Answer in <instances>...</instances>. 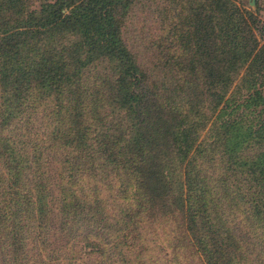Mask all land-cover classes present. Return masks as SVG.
Wrapping results in <instances>:
<instances>
[{
    "label": "trees",
    "instance_id": "1",
    "mask_svg": "<svg viewBox=\"0 0 264 264\" xmlns=\"http://www.w3.org/2000/svg\"><path fill=\"white\" fill-rule=\"evenodd\" d=\"M25 1L0 0L2 263L86 264L99 238L102 258L119 248L125 264L127 255L147 264L145 252L150 264H171L173 235L143 247L149 227L177 209L207 264L248 263L256 247L232 220L246 214L264 243L259 10L238 0H175L182 11L168 32L177 53L167 33L154 44L157 67L176 80L149 100L148 74L120 19L129 0H41L38 9ZM100 59L114 63L108 93L87 82ZM106 184L118 193L108 197Z\"/></svg>",
    "mask_w": 264,
    "mask_h": 264
},
{
    "label": "rangeland",
    "instance_id": "2",
    "mask_svg": "<svg viewBox=\"0 0 264 264\" xmlns=\"http://www.w3.org/2000/svg\"><path fill=\"white\" fill-rule=\"evenodd\" d=\"M175 0H129L124 1L123 5L119 8L121 16L120 19L123 20V30H124V37L127 41L128 45L131 47L133 52L137 55L140 64L146 69L148 74L147 77V85L143 83L144 87L150 88L148 89V99H153V95L159 92L165 91V87H167L166 92L171 87V81H175V76H170V73L165 75V71L161 70L157 67L159 52L157 46L154 44L155 41L162 38L163 35L166 36L170 40V34L168 30L170 27L173 26L175 23L174 13L182 11V7L174 3ZM243 5L247 6L248 8L259 10V14L261 18L264 20V0H238ZM41 0H26L25 4L27 5L28 9H38ZM163 27L167 29V32H164ZM173 32V30H172ZM179 34V33H178ZM179 37V36H178ZM172 44L170 46V42H166V46L171 47V52L174 54L177 53V48L175 49L173 44L177 43L176 38L171 37ZM179 52V50H178ZM171 53V54H172ZM95 63V65H93ZM92 72L90 73V78L87 82L91 84H95L96 88L102 91H106L107 93L109 90H112V86H109L111 80L114 78V63L111 60H95L91 63ZM170 79L169 81L165 82V85L159 84L158 87L155 88V80L156 79ZM168 77V78H167ZM170 83V84H168ZM161 85V86H160ZM145 88L144 90H146ZM110 90V91H111ZM159 96V95H158ZM112 106H107L106 108H101L102 113H110L113 110V103ZM97 111H100L97 109ZM119 111H116L114 116L111 115L110 118L114 119L116 122L121 116L118 114ZM121 113V112H120ZM122 115V113H121ZM114 117V118H113ZM108 188L107 196L116 195L119 190V186L108 185L106 184L103 189ZM144 192V191H142ZM180 197L177 194V199ZM118 204L111 203L109 210L114 212L118 210ZM171 207L175 208L176 206L171 205ZM170 209L163 208L162 213L169 214ZM176 213L170 215V220L168 219H161L159 222L158 227L154 226V228L149 227V231L146 233L145 245L143 248H147V245L152 242H160L161 241L157 238L167 241L169 235H173L175 237L174 241L168 242L169 245V259L173 260L171 264H207L204 256L199 252L198 246L194 243L193 237L191 235L190 230L187 228L186 222V214L181 209L175 210ZM232 219V217H231ZM247 215L244 213L238 212L237 218L232 222L235 223L234 226L236 227L237 234L243 235V237L247 238L248 240L252 241L255 245L257 252L264 254V243L259 242L256 238L252 237V233L254 229L257 232H260L261 225L255 224L252 225L250 221H247ZM117 233L116 231H114ZM109 234L106 232V236ZM93 246H89L87 248V256L85 258L86 264H125L122 260L121 255L117 254L119 248L108 249L112 251L111 254L105 253V257L102 258L100 256L98 250L99 238H91L90 240ZM159 246L163 247L162 244ZM176 247H180L183 253L179 256V253L176 252ZM251 251L254 254L250 257V261L246 264H263L264 257H259L256 255V249L250 245ZM137 249L140 251L143 249ZM97 249V250H96ZM176 252V253H175ZM145 257L142 261L147 262L150 264V252H145ZM176 254V255H175ZM123 255V252H122ZM128 259L130 260L131 264H138L140 262L136 259L133 255H127ZM0 264L2 260L0 259Z\"/></svg>",
    "mask_w": 264,
    "mask_h": 264
}]
</instances>
